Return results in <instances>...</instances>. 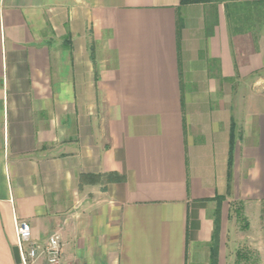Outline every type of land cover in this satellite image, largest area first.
<instances>
[{
    "label": "crops",
    "instance_id": "obj_1",
    "mask_svg": "<svg viewBox=\"0 0 264 264\" xmlns=\"http://www.w3.org/2000/svg\"><path fill=\"white\" fill-rule=\"evenodd\" d=\"M234 200L264 264V0H0V264H250Z\"/></svg>",
    "mask_w": 264,
    "mask_h": 264
},
{
    "label": "built area",
    "instance_id": "obj_2",
    "mask_svg": "<svg viewBox=\"0 0 264 264\" xmlns=\"http://www.w3.org/2000/svg\"><path fill=\"white\" fill-rule=\"evenodd\" d=\"M17 247L19 250V264H62V243L57 232L51 233L43 245L32 240V232L25 221L16 223Z\"/></svg>",
    "mask_w": 264,
    "mask_h": 264
},
{
    "label": "rangeland",
    "instance_id": "obj_3",
    "mask_svg": "<svg viewBox=\"0 0 264 264\" xmlns=\"http://www.w3.org/2000/svg\"><path fill=\"white\" fill-rule=\"evenodd\" d=\"M233 203V204H232ZM232 207L230 209L231 214V231L233 234H238V248L239 251L243 252L250 261V264H256L257 263V249H256V243H257V237L252 232H255V229H249L248 228V221L245 217V211L243 204H241V201L234 200L231 202ZM251 223V227H254L255 219L251 218L249 219ZM252 231V232H251Z\"/></svg>",
    "mask_w": 264,
    "mask_h": 264
},
{
    "label": "trees",
    "instance_id": "obj_4",
    "mask_svg": "<svg viewBox=\"0 0 264 264\" xmlns=\"http://www.w3.org/2000/svg\"><path fill=\"white\" fill-rule=\"evenodd\" d=\"M228 1H245V0H180V4L181 5H186V4H193V3H223V2H228ZM107 180H112V179H117V177H114V175L112 174H106L105 175ZM214 252H213V256H214ZM239 254V261L243 258H247V256L245 257V254H243V252L238 251ZM248 259V258H247Z\"/></svg>",
    "mask_w": 264,
    "mask_h": 264
},
{
    "label": "water",
    "instance_id": "obj_5",
    "mask_svg": "<svg viewBox=\"0 0 264 264\" xmlns=\"http://www.w3.org/2000/svg\"><path fill=\"white\" fill-rule=\"evenodd\" d=\"M13 254H14V259H15L16 264H19L20 263V256H19V250H18L17 246H15L13 248Z\"/></svg>",
    "mask_w": 264,
    "mask_h": 264
}]
</instances>
